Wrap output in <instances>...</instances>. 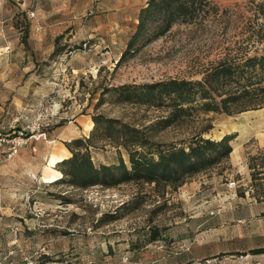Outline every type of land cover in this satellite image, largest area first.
<instances>
[{"label":"rangeland","instance_id":"rangeland-1","mask_svg":"<svg viewBox=\"0 0 264 264\" xmlns=\"http://www.w3.org/2000/svg\"><path fill=\"white\" fill-rule=\"evenodd\" d=\"M207 1L200 20L116 62L145 0H0V264H264V104L165 120L166 100L124 97L132 83L200 76L225 53L261 46L243 39L231 11L241 0ZM196 132L234 133L232 148L174 180L75 185L48 157L88 143L96 165L119 155L129 165L124 141L156 156Z\"/></svg>","mask_w":264,"mask_h":264},{"label":"trees","instance_id":"trees-1","mask_svg":"<svg viewBox=\"0 0 264 264\" xmlns=\"http://www.w3.org/2000/svg\"><path fill=\"white\" fill-rule=\"evenodd\" d=\"M227 9L222 11L226 13ZM231 11L241 16L240 31L244 34L247 48L250 49L254 41H263L261 46H254L252 53L247 50L241 55L225 53L207 68L200 70V76L169 77L132 83V88L125 89L127 92L124 97L130 98L134 95V99L143 102L166 100L170 116L167 115L165 120L198 110L230 113L264 104V0L237 1ZM209 12L207 0H145L138 9L134 30L116 62L167 32L173 23L200 20ZM217 12L221 14L216 6L214 13ZM130 85L121 83L119 87L126 88ZM91 118V130H94L101 118L99 114H93ZM112 119L105 117L104 124L100 126L101 132L106 135L113 133ZM122 125L133 130L126 123ZM233 136L234 133L225 132L215 138L196 132L179 145L172 144L155 149L156 156L146 151L141 153L138 144H133L141 141L134 137L131 139L133 145L123 142L129 165L121 155L118 156L117 162H101L96 165L89 154L88 143L80 149L65 142L70 154L57 160L55 166L62 173L58 178L65 177L75 185L113 183L131 177L174 180L183 174L205 168L226 156L232 148L230 139ZM88 137L89 135L75 136L70 141L77 143ZM249 166L253 167L254 163H249Z\"/></svg>","mask_w":264,"mask_h":264},{"label":"crops","instance_id":"crops-1","mask_svg":"<svg viewBox=\"0 0 264 264\" xmlns=\"http://www.w3.org/2000/svg\"><path fill=\"white\" fill-rule=\"evenodd\" d=\"M77 118L79 119V116H77ZM60 151H61V154H57V152H60ZM69 153H70L69 150L64 145L63 148L58 149L57 151L56 150L50 151L48 157H50L53 160V162H55V161L61 159L62 157L69 155ZM51 167L52 166L50 164L48 167H46V171L44 172L45 175H49L51 173V171H54Z\"/></svg>","mask_w":264,"mask_h":264},{"label":"built area","instance_id":"built-area-1","mask_svg":"<svg viewBox=\"0 0 264 264\" xmlns=\"http://www.w3.org/2000/svg\"><path fill=\"white\" fill-rule=\"evenodd\" d=\"M21 132V131H20ZM19 136V135H18ZM12 144L9 146L7 152H6V157H11L12 154L16 151L17 146L16 143L18 142L17 138L12 140Z\"/></svg>","mask_w":264,"mask_h":264}]
</instances>
